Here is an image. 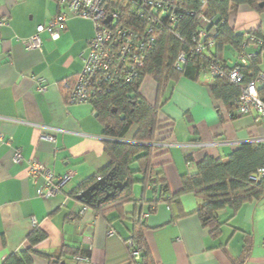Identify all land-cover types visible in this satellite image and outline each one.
Listing matches in <instances>:
<instances>
[{"label": "crops", "instance_id": "crops-1", "mask_svg": "<svg viewBox=\"0 0 264 264\" xmlns=\"http://www.w3.org/2000/svg\"><path fill=\"white\" fill-rule=\"evenodd\" d=\"M57 12L55 0H0V14L9 19L0 31V264L25 249L36 229L48 235L37 246L42 253L57 255L68 246L91 256L92 264H135L127 242L138 216L147 225L145 238L154 264H241L244 257L242 264H264V198L243 205L235 215L230 210L221 212L225 224L217 240L193 215L201 198L184 195L180 206L171 208L164 202L154 204L160 199L158 192L152 187L144 190L140 184L134 187L136 203L125 204L123 216L114 209L105 216L89 208L81 214L86 206L71 195L96 177L109 158L104 127L93 107L68 105L62 83L81 73L80 56L94 37V25L70 19L58 40L49 33L41 35L42 51L25 49L37 27L47 25ZM230 24L239 35L260 31L264 37V12L247 5L238 9ZM237 59L236 50L225 46L222 65L231 69ZM259 69L264 74V57ZM35 78L46 79L47 92L38 89ZM212 84L218 81L207 74L198 82L182 78L163 99L160 120L174 123V129L168 148L157 154L154 164L163 165L172 195L182 190V177L195 173L197 163L206 156L227 158L243 144L264 143V123L256 116H237L233 104L226 106L212 96ZM141 93L150 104H157L158 85L151 77L145 78ZM136 132L132 126L128 142ZM45 134L56 142L42 141ZM18 149L23 161L16 164L13 158ZM33 160L56 176L72 173L74 177L61 194L44 199L43 179L34 183L28 171ZM141 179L136 176L137 181ZM32 219L37 221L36 228ZM34 264L49 263L37 257Z\"/></svg>", "mask_w": 264, "mask_h": 264}, {"label": "trees", "instance_id": "trees-1", "mask_svg": "<svg viewBox=\"0 0 264 264\" xmlns=\"http://www.w3.org/2000/svg\"><path fill=\"white\" fill-rule=\"evenodd\" d=\"M203 3L206 4L205 7ZM244 5L264 12V0H190L187 8L197 13L205 12L206 16L213 19V25H204L197 15H190L178 23L175 34L163 31L140 80L128 86L116 87L110 94L97 97L92 107L104 127L105 151L109 163L96 177L85 181L71 195L73 199L99 181H106L105 186L94 192V198L88 204H82L101 216L113 209L123 216L124 205L136 203L134 187L138 184L144 190L152 187L155 194L158 192L160 199L154 204L164 202L171 208L173 205L180 206L182 196L192 194L203 201L193 215L199 218L204 229L210 231L212 239L217 240L225 224L220 219L221 212L230 210L235 215L243 205L264 198V181L252 180L264 168V143L243 144L227 158L214 159L206 156L197 163L195 173L182 177V190L176 195L171 194L164 179L163 165L154 164L157 154L165 148L162 146L170 144L172 139L174 123L160 120L163 99L170 87L182 78L198 82L211 62L222 65L220 60L225 46H232L237 55H240L247 35L264 39L260 31L239 35L231 26L230 18ZM202 29L209 35L207 41L214 42V48L205 55H197L194 53L195 38ZM181 53L187 55V62L182 69H177L175 64ZM262 59L258 52L247 66L239 67L245 82L262 74L259 69ZM234 68L224 67L226 71ZM146 77H151L158 85L156 105L150 104L141 93ZM217 81L218 84L209 86L210 93L231 107L240 96L241 87L232 84L227 78ZM259 94L264 100V87L259 90ZM132 126L137 127V132L132 141L128 142L126 138ZM187 160L192 162V158ZM134 165L136 169L132 168ZM137 175L141 176V181L136 180ZM119 184L122 185L121 188L118 187ZM109 194L113 195L107 196ZM166 196L170 199L164 200ZM151 212L155 211L152 209ZM174 219L177 220L175 217ZM146 230L147 225L141 216L135 218L130 241L142 253L141 261L132 260L135 264H154L145 238ZM47 238L44 231L34 230L28 237L26 248L10 256L4 264H34L37 257L47 260L49 264H76L74 258L81 255L78 249L64 246L57 255L38 251L37 246Z\"/></svg>", "mask_w": 264, "mask_h": 264}, {"label": "built area", "instance_id": "built-area-1", "mask_svg": "<svg viewBox=\"0 0 264 264\" xmlns=\"http://www.w3.org/2000/svg\"><path fill=\"white\" fill-rule=\"evenodd\" d=\"M58 12L47 25L37 27L36 33L26 41L27 51H42L41 35L49 33L58 40L62 29L70 19H83L93 23L95 34L89 41L87 50L80 56L83 69L74 80L62 83L68 105H93L99 95H108L116 87L137 83L146 68L150 55L155 49L158 37L163 31L175 34L178 23L193 15L204 25H213V19L205 12H194L187 8L190 0H55ZM204 7H205V3ZM205 11V10H204ZM9 24V19L0 14V31ZM206 30L199 31L195 38L194 53L205 55L214 48V42L208 40ZM253 51L250 52L249 48ZM238 55L234 69L226 71L218 62H211L205 74L216 80L229 79L232 84L241 87V93L234 102L239 117L256 116L264 123V100L259 90L264 87V74L245 82L241 68L249 64L258 52L264 57V39L247 35ZM187 62V55L181 53L175 67L182 69ZM40 91L47 92V81L35 78ZM44 142L55 143L51 135H42ZM0 143H3L0 137ZM9 145V144H8ZM167 146L163 145L162 147ZM14 162L23 161L21 150H16ZM28 171L32 180L43 179L41 197L52 199L61 194L74 175L66 173L56 176L38 160L29 162ZM258 180L264 181V168L258 171ZM101 180V179H100ZM84 207L81 214H85ZM145 218L149 214L144 215ZM34 228L36 219H32ZM110 236L114 235L111 231ZM130 257L133 261H141L142 253L133 241L127 242ZM79 263L92 264L91 256L79 255L74 258Z\"/></svg>", "mask_w": 264, "mask_h": 264}, {"label": "water", "instance_id": "water-1", "mask_svg": "<svg viewBox=\"0 0 264 264\" xmlns=\"http://www.w3.org/2000/svg\"><path fill=\"white\" fill-rule=\"evenodd\" d=\"M261 7H263V4H261ZM253 181L258 180V176H254ZM106 181H99L98 183H96L95 185H93L92 187H90L87 191L81 193L78 197L77 200L83 203L88 204L93 198H94V192L97 191L98 189H100L101 187L105 186ZM119 188L122 187L121 184L118 185ZM113 194H109L107 196H112Z\"/></svg>", "mask_w": 264, "mask_h": 264}]
</instances>
